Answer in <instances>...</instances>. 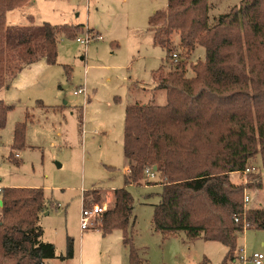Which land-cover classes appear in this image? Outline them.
<instances>
[{
    "label": "rangeland",
    "instance_id": "rangeland-1",
    "mask_svg": "<svg viewBox=\"0 0 264 264\" xmlns=\"http://www.w3.org/2000/svg\"><path fill=\"white\" fill-rule=\"evenodd\" d=\"M239 2L208 0L209 21ZM166 6L167 0H29L5 15L9 26L36 28L45 22L78 26L75 36L57 30L54 63L39 58L27 67L18 57L22 47L13 44L4 50L0 100L9 110L0 129V188H42L46 208L38 216L41 239L54 245L56 255L49 264L128 263L129 246L123 243L121 230L103 234L97 216L92 225L81 228L83 193L93 188L103 192L93 194L98 201L90 197L87 206L95 203L107 209L111 203H105L103 196L106 192L107 199L115 188L125 187L131 194L134 222L128 237L141 264H220L227 252L217 240H188L183 232L164 235L154 229L153 205L159 202L161 187L145 180L124 185L126 106L166 103L165 90L154 88L155 72L167 71L166 51L147 31L148 17ZM87 32L98 33L102 39L86 46L76 41ZM172 39L177 43L176 31ZM27 46L36 47L33 41ZM203 58L204 48L195 47L186 58L187 76L192 75L189 63ZM64 66L71 68L69 76ZM78 88L85 92L74 94ZM17 124L24 127L19 147L13 145ZM249 163L264 178V152ZM231 179L249 180L244 174H233ZM242 190L249 198L247 208L264 207V186ZM68 242L73 253L63 258ZM253 253L264 257V228L239 232L237 259L227 264H255L250 258Z\"/></svg>",
    "mask_w": 264,
    "mask_h": 264
},
{
    "label": "trees",
    "instance_id": "trees-1",
    "mask_svg": "<svg viewBox=\"0 0 264 264\" xmlns=\"http://www.w3.org/2000/svg\"><path fill=\"white\" fill-rule=\"evenodd\" d=\"M28 1L0 0V90L6 46L22 47L18 57L23 65L39 58L54 63L57 30L75 36L78 29L46 22L36 28L5 25L7 11ZM208 9V0H167L164 10L148 17L147 31L166 51L167 71H156L154 84L165 90L166 103L126 106L122 149L128 170L123 178L124 185L145 180L161 187L159 202L153 205L154 229L164 235L183 232L188 240L220 241L227 248L220 264H227L237 259L236 238L244 223L264 228V207L247 208L242 190L264 186V178L249 163L264 152V0H240L211 22ZM175 31L177 43L172 39ZM30 41L36 47L27 46ZM197 46L204 48V58L189 63L192 75L187 76L186 58ZM70 71L64 66L65 75ZM8 110L0 100V129ZM23 131L17 124L15 147L22 145ZM146 168L154 178L146 175ZM233 174L249 180L234 182ZM96 192L103 191L84 192L83 203L90 197L98 201L92 196ZM0 200V264H46L54 258V245L41 239L38 224L46 208L42 188H3ZM133 207L126 188H115L97 222L103 234L121 230L129 246L127 264H141L128 237ZM72 253L68 242L62 257Z\"/></svg>",
    "mask_w": 264,
    "mask_h": 264
},
{
    "label": "built area",
    "instance_id": "built-area-1",
    "mask_svg": "<svg viewBox=\"0 0 264 264\" xmlns=\"http://www.w3.org/2000/svg\"><path fill=\"white\" fill-rule=\"evenodd\" d=\"M102 37L100 34L98 33H92L90 34L89 32H87V34L84 37H76V41L80 42L82 44H84L85 46L91 41V40H101ZM175 58V55H173ZM85 92L84 88H78L74 91V94H78V93H82ZM249 169L246 168L245 172H248ZM145 173L149 178H154V173L153 171H151L149 168L145 169ZM1 191V188H0ZM244 202L247 203L249 201V198L247 197L246 194H244L243 196ZM106 207L103 205H97V204H92L91 206H83L82 210H81V218H80V224H81V228L82 229H86L87 227H89L91 224V220H93L94 217H96L98 214H100ZM237 220V219H235ZM248 227V223H244L243 225V229ZM240 259H242V256H239ZM251 260L255 263V264H261L262 263V259L264 258L262 254L260 253H253L251 255ZM49 264V263H46Z\"/></svg>",
    "mask_w": 264,
    "mask_h": 264
},
{
    "label": "crops",
    "instance_id": "crops-1",
    "mask_svg": "<svg viewBox=\"0 0 264 264\" xmlns=\"http://www.w3.org/2000/svg\"><path fill=\"white\" fill-rule=\"evenodd\" d=\"M36 62V61H35ZM35 62H33V63H31V64H28V65H26L27 67H30L32 64H34ZM25 66V65H24ZM75 91V90H74ZM74 91H73V93H74ZM87 96H85L84 98H86ZM87 101H89V99L87 100ZM128 170V167H127V165H125L124 166V173L126 172ZM101 189V188H100ZM102 191H103V189H101ZM104 197V199H103V201L105 202V203H111V201H112V191L111 192H108L107 193V199H106V192H105V195L103 196ZM82 206H87L86 204H83ZM256 208V207H255ZM49 263V262H48Z\"/></svg>",
    "mask_w": 264,
    "mask_h": 264
},
{
    "label": "water",
    "instance_id": "water-1",
    "mask_svg": "<svg viewBox=\"0 0 264 264\" xmlns=\"http://www.w3.org/2000/svg\"><path fill=\"white\" fill-rule=\"evenodd\" d=\"M153 169H156V166H153ZM0 205H1V200H0Z\"/></svg>",
    "mask_w": 264,
    "mask_h": 264
}]
</instances>
